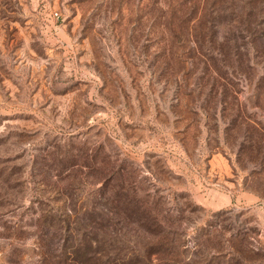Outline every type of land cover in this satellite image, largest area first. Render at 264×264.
Returning <instances> with one entry per match:
<instances>
[{"label": "rangeland", "instance_id": "obj_1", "mask_svg": "<svg viewBox=\"0 0 264 264\" xmlns=\"http://www.w3.org/2000/svg\"><path fill=\"white\" fill-rule=\"evenodd\" d=\"M79 222L86 264H264V0H0V264Z\"/></svg>", "mask_w": 264, "mask_h": 264}, {"label": "trees", "instance_id": "obj_2", "mask_svg": "<svg viewBox=\"0 0 264 264\" xmlns=\"http://www.w3.org/2000/svg\"><path fill=\"white\" fill-rule=\"evenodd\" d=\"M114 174L115 173H112L109 176V178L111 180H113ZM38 203L40 205H45L42 202H38ZM50 211L51 210H49L48 213H50ZM45 224H44V229H42V228L39 229V232L42 233V236L40 235L39 239L41 240L40 241V247H41L40 249L45 248V250H46L45 256H47V259H48L51 256L48 254L53 253L52 252V247H53L52 241H53V239L50 236H48L49 231L45 227ZM76 227L77 228L74 230L75 232H82L84 230V231H86V233L85 232L83 234L77 233L76 235H74V237H71V238L66 236L64 241H63V244L61 245V251H60L59 257L62 259H65L66 263H68V264H86L87 261L92 260V258L89 257V253L92 250L91 244L100 245L101 241L98 237H92L91 236V233H89V228L83 222L82 223L79 222L78 226L76 224ZM75 232H73V234ZM74 240H77V243H75ZM94 253H96V252H94ZM101 257L105 258V261L102 262ZM101 257L99 258L98 256H95V259L97 261L96 264H117L116 259L113 257H110V256L108 257V255L107 256L102 255ZM221 257L222 256H220L218 259H221ZM237 257H238V259H236V260H238L240 262V264L247 262L246 259L243 257V255H240V256L237 255Z\"/></svg>", "mask_w": 264, "mask_h": 264}]
</instances>
